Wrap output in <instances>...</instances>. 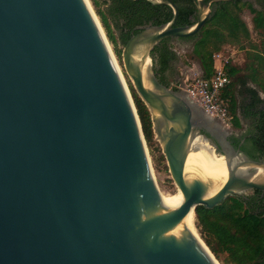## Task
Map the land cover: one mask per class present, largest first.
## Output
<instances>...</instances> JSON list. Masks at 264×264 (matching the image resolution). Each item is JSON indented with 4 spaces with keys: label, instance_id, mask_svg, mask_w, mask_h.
<instances>
[{
    "label": "water",
    "instance_id": "1",
    "mask_svg": "<svg viewBox=\"0 0 264 264\" xmlns=\"http://www.w3.org/2000/svg\"><path fill=\"white\" fill-rule=\"evenodd\" d=\"M145 1L173 15L138 27L121 59L183 198L158 194L135 105L86 0H0V264H218L187 215L264 192V158L162 83L151 55L198 33L212 3L228 0H194L182 26L171 0ZM196 139L221 155L219 168L198 159Z\"/></svg>",
    "mask_w": 264,
    "mask_h": 264
},
{
    "label": "trees",
    "instance_id": "2",
    "mask_svg": "<svg viewBox=\"0 0 264 264\" xmlns=\"http://www.w3.org/2000/svg\"><path fill=\"white\" fill-rule=\"evenodd\" d=\"M100 1L106 4L103 11L97 9L106 35L113 44L119 43L122 46L131 35L139 31L138 27L165 23L173 15L168 5H153L145 0H91L95 7H98ZM171 1L178 8L176 25L191 24L196 16L195 1ZM254 4L259 8L254 7ZM244 7L253 15V29L262 32L261 51L264 54V0L214 2L209 19L198 33L189 37L164 39L153 49L151 55L154 69L160 81L169 86L177 79L178 55L171 47L173 41L192 44V52L199 59L202 75L210 77L213 73L212 54L225 44L236 43L242 37L249 36L248 26L240 15ZM214 23L218 26L209 27ZM116 52L120 57V51ZM226 72L230 77L235 69L227 65ZM230 83L222 91V97L225 99L228 98L225 90ZM130 89L144 138L150 143L154 138L150 113L132 86ZM248 93L251 96L248 108L254 110L261 100L256 89L250 88ZM254 116L256 127L251 132L248 139L250 146L246 150L250 158L263 159L264 107L255 112ZM194 219L203 241L212 254L221 258L224 264H264L263 191L255 189L244 195L228 196L210 209L197 205L194 209Z\"/></svg>",
    "mask_w": 264,
    "mask_h": 264
},
{
    "label": "crops",
    "instance_id": "3",
    "mask_svg": "<svg viewBox=\"0 0 264 264\" xmlns=\"http://www.w3.org/2000/svg\"><path fill=\"white\" fill-rule=\"evenodd\" d=\"M249 33L253 29V25L248 27ZM261 38L257 44L245 46L241 50H234L231 45H223L222 48H232L226 55L230 57V67L235 69L233 75L230 76L231 83L225 90L226 99L229 101V113L231 119V131L241 141L248 142L251 132L256 127V118L254 113L264 107V54L261 51V30L254 29ZM248 39V38H246ZM238 54V55H237ZM237 55V57H236ZM186 72L202 74L201 65L198 69H186ZM254 78V79H253ZM256 89L257 96L261 102L256 104L254 110H250L251 96L248 89Z\"/></svg>",
    "mask_w": 264,
    "mask_h": 264
},
{
    "label": "rangeland",
    "instance_id": "4",
    "mask_svg": "<svg viewBox=\"0 0 264 264\" xmlns=\"http://www.w3.org/2000/svg\"><path fill=\"white\" fill-rule=\"evenodd\" d=\"M91 3V6L94 10V13L96 14L98 21L103 29V32L106 36V39L110 45V48L117 60V64L119 65V68L121 69L123 75H124V79L127 82V86H128V91L130 92L132 101L134 103L133 100V96L131 93V89L130 86H132L131 81L129 80L128 76L126 75V72L124 70L123 64H122V59H121V55L120 57L117 55V50L120 51V53L122 52V45L117 43V44H113L107 37L106 35V30L100 20V17L97 14V9L103 11L106 8V4L104 2L100 1V4L98 5V7H95L93 5V3L91 2V0H89ZM254 7H256L257 9L259 8V6L257 4H254ZM240 15L242 17V19L244 20V22L247 24V26H252V13H250V11L248 10L247 7H244L241 12ZM218 26L216 23L214 24H210L209 27H216ZM112 31L113 33H115L113 27H112ZM248 39H246V37H242L240 39L239 42L236 43H230V44H225V45H231V47L233 46L234 50H241L243 49L245 46H252L254 44H257L258 40L261 38V36L259 35V33H257L254 29L250 30L249 36L247 37ZM171 47L173 49H175L176 51H178V63L176 65V71H177V78H179L181 80V77L184 75V72L186 69H198L200 62L199 59L193 54L192 52V44L190 43H185V42H178V41H173L171 43ZM232 49V48H231ZM230 48H220L219 50H224V54L226 55V53L230 50L232 51ZM218 51V50H217ZM216 52V51H215ZM238 55V54H237ZM236 55V57H237ZM193 73V72H191ZM177 80V79H176ZM170 87L175 88V82H171ZM133 88V87H132ZM146 141V140H145ZM146 148H147V152H148V156L150 159V163H151V167H152V172L154 175V179L156 180L160 190L165 194L166 193H174L177 191V187L175 186V184L173 183L171 176L168 172V168H167V164H166V160L162 154L161 148L159 143L153 138V140L148 143L146 141ZM248 192H246L245 194H247ZM193 228L195 230V232L198 234L199 238L203 241L199 229L196 227L195 224V219H193ZM204 242V241H203ZM205 244V242H204ZM206 245V244H205ZM207 246V245H206ZM209 249V248H208ZM213 255V254H212ZM214 256V255H213ZM215 260L217 261L218 264H224L221 260V258H216L214 256Z\"/></svg>",
    "mask_w": 264,
    "mask_h": 264
},
{
    "label": "built area",
    "instance_id": "5",
    "mask_svg": "<svg viewBox=\"0 0 264 264\" xmlns=\"http://www.w3.org/2000/svg\"><path fill=\"white\" fill-rule=\"evenodd\" d=\"M173 50L178 54V51ZM212 59L213 73L210 77L185 70L181 80L175 82V87L186 91L206 113L230 127L232 117L229 113V101L222 97L223 89L231 81L226 72L230 57L224 54V50H218L212 54Z\"/></svg>",
    "mask_w": 264,
    "mask_h": 264
},
{
    "label": "bare ground",
    "instance_id": "6",
    "mask_svg": "<svg viewBox=\"0 0 264 264\" xmlns=\"http://www.w3.org/2000/svg\"><path fill=\"white\" fill-rule=\"evenodd\" d=\"M90 10L92 11V13L94 14V16L96 17V21H98V18L96 16V14L94 13V10L91 6V3L89 0H86ZM99 23V21H98ZM100 28L102 29L101 25H100ZM102 32H103V29H102ZM108 49L110 50V53L112 55V58H113V61L116 65V68L118 70V73L124 83V86L128 89V86H127V82L126 80L124 79V75L121 71V69L119 68V65L117 64V60L110 48V45L108 43ZM193 149H194V152H195V155L198 157V159L204 164L206 165L207 167L211 168V169H215V168H219L222 164V157L220 154L216 153L215 151V148L213 147V145H211L210 143H208L207 141H205L204 139H196L194 140V144H193ZM155 183L157 185V189H158V194H164L156 180H155ZM166 194V192H165ZM172 195H176L180 198H183L182 196V193L177 189L176 192L174 193H171ZM188 216V220L193 228V219H194V213L193 212H190V214L187 215ZM194 229V228H193ZM195 231V230H194ZM197 234V233H196ZM198 235V234H197ZM199 237V236H198ZM201 240V239H200ZM202 241V240H201ZM202 243L204 244V242L202 241ZM205 246V244H204ZM206 247V246H205ZM217 262V261H216Z\"/></svg>",
    "mask_w": 264,
    "mask_h": 264
},
{
    "label": "flooded vegetation",
    "instance_id": "7",
    "mask_svg": "<svg viewBox=\"0 0 264 264\" xmlns=\"http://www.w3.org/2000/svg\"><path fill=\"white\" fill-rule=\"evenodd\" d=\"M243 145L245 146V148H248L250 146L249 142H245V141H243Z\"/></svg>",
    "mask_w": 264,
    "mask_h": 264
}]
</instances>
